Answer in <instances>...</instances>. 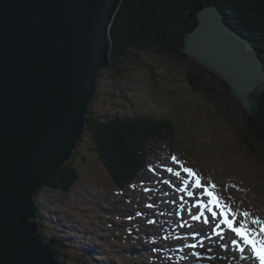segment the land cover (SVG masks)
Masks as SVG:
<instances>
[{
	"label": "water",
	"instance_id": "water-1",
	"mask_svg": "<svg viewBox=\"0 0 264 264\" xmlns=\"http://www.w3.org/2000/svg\"><path fill=\"white\" fill-rule=\"evenodd\" d=\"M122 2L0 0V264H65L34 198L85 132ZM175 47L224 80L264 135V61L217 6Z\"/></svg>",
	"mask_w": 264,
	"mask_h": 264
},
{
	"label": "rangeland",
	"instance_id": "rangeland-1",
	"mask_svg": "<svg viewBox=\"0 0 264 264\" xmlns=\"http://www.w3.org/2000/svg\"><path fill=\"white\" fill-rule=\"evenodd\" d=\"M140 58L148 66L138 64L137 60L123 61L126 67L123 74L112 69V65L102 71L97 79L100 82V95L95 97L91 110L103 115L118 112L166 114L176 128L175 135L178 139L177 142H156L152 159L176 154L177 171H167L173 183L184 187L183 181L190 179L189 183L192 185L194 178L183 172V167H190L201 177L203 183H214L218 197L234 210L249 212V220L252 217L264 220V138L233 94L227 92L226 87L218 80H214L213 85L220 93L212 97L194 88L187 76L191 68L199 72L206 82L211 81L210 75L203 72L198 62H183L175 55L153 52L143 53ZM153 74H156V80ZM77 147L74 150L76 156L83 154L87 157L85 162L78 158L81 176L73 187L81 188L82 196H70L68 199L62 197L50 209L52 213H49V209L45 211L46 207L42 205L43 215L50 225L47 228L48 236L65 240L75 238L78 245L99 250L92 262L91 259L86 260L82 252H78V248L71 250L73 257L75 255L81 258L69 263L141 264L129 252L133 241L127 242L130 230L128 227L123 228L126 223L125 215L118 216L106 211L111 208L116 209L117 214L119 211V206L115 205L116 199L112 196L117 189L111 182L106 166L90 154L86 140ZM176 172L180 173L179 177L175 175ZM227 188L236 197L233 201ZM175 190H169L166 207L179 210L189 202L196 214L195 203L198 196L195 194V197H188L186 192ZM188 190L197 191L194 185ZM104 195L110 196L107 200L113 202L110 207H107ZM127 195L134 199L139 195L144 199L148 198L141 192H130ZM72 205L76 207L74 211ZM131 206L137 209L136 204ZM188 217L193 218V215ZM211 227L213 225H208L205 230ZM70 229L74 231L69 233ZM39 232L43 235V231ZM233 238L228 229L224 228L222 236L213 233V240L210 239L207 243L214 244L218 248V254L227 260H234L236 264H254L250 257L247 261L241 258L247 256L248 251L243 254L236 251L231 244ZM224 244L228 245L227 251L221 247ZM145 246L147 241L143 245H136L134 250Z\"/></svg>",
	"mask_w": 264,
	"mask_h": 264
},
{
	"label": "trees",
	"instance_id": "trees-1",
	"mask_svg": "<svg viewBox=\"0 0 264 264\" xmlns=\"http://www.w3.org/2000/svg\"><path fill=\"white\" fill-rule=\"evenodd\" d=\"M207 4L217 6L225 14L226 22L234 26L240 34L250 39L253 48L264 61V0H123L111 27V68L123 74L126 72L123 61L134 62V60L146 67L148 66L147 63L140 57L147 52L175 55L183 62L195 63L194 59L175 46L176 43L184 44L186 36L198 27V13ZM201 68L203 72L210 75L211 81L206 82L199 72H195L191 68L188 70L187 76L189 83L194 88L212 97L220 93L213 85V81L218 80L226 87L227 92L232 93L224 80L207 71L202 65ZM153 77L156 80V74H153ZM97 95L100 94L97 93ZM239 106L250 117L254 127L264 138L257 124L244 107L240 103ZM175 133L176 128L166 114L118 112L113 115H103L91 110L85 132L79 139V147L86 140L90 154H93L106 166L115 188L118 191L126 192L136 186L137 181L144 175L147 166H150L151 158L155 155V148L153 147L155 143L161 140L177 142L176 139L178 138ZM78 158L87 161L86 155L76 156L74 152L70 160L43 182L37 194L44 193L49 188L69 193L81 176ZM227 191L231 201H233L236 197L229 188ZM43 211L39 214L41 222L45 223H42L45 233L49 220H46ZM109 213L117 214V210ZM127 214L128 212L124 209L118 211V216L125 215L124 229L133 224V222L127 221V217H131L132 220L134 213L129 216ZM138 226L142 227L135 222L132 233L135 244L132 243L129 250L134 259L140 260L141 264H157L159 262L166 264V260L159 258L157 252H154L150 246L147 249H143V247L134 250L136 245L139 246L142 240L148 238L147 235L143 234V232L146 233L145 231L140 232L145 237L139 236V231L142 228ZM112 229L114 228L111 227ZM72 231L74 229H70L68 232L71 233ZM43 238L49 240L47 235H44ZM52 240L56 242L53 247L54 252L58 255L59 260L65 264H76L74 262L69 263V261L76 259L78 261L81 258L75 255L73 257L71 254V250L77 248L78 252H82L83 257H86V260L91 259V262L99 253V250L96 249L87 248L85 251L83 246L77 244L75 238L65 240L52 237ZM129 241L131 240H127V242ZM186 255V253L183 254V256ZM190 260L194 261L195 256H191ZM183 264H187L185 259ZM199 264H216V262L207 256Z\"/></svg>",
	"mask_w": 264,
	"mask_h": 264
},
{
	"label": "snow or ice",
	"instance_id": "snow-or-ice-1",
	"mask_svg": "<svg viewBox=\"0 0 264 264\" xmlns=\"http://www.w3.org/2000/svg\"><path fill=\"white\" fill-rule=\"evenodd\" d=\"M172 160L177 161V158L173 156ZM167 171L171 173L173 169L168 168ZM183 172L194 178L192 185L201 197L197 198L195 203L199 215L193 214V219L200 221L203 218L204 224H212L211 231L216 236H222L223 229H228L234 237L231 244L235 250L241 254L248 251V255L242 256V259L247 261L250 257L254 264H264V220L255 217L249 220L251 216L249 212L241 213L234 210L218 197L215 191L217 186L214 183H203L201 177L192 168L183 167ZM175 175L179 177L180 173L176 172ZM164 183H170V181H164ZM183 184L184 187H178L176 190L181 193L186 192L188 197H195V193L188 190L192 186L189 181L184 180ZM181 199L183 200V196ZM148 207H152V205H148ZM149 223H154V221H149ZM218 229L220 231H217ZM221 247H224L226 251L228 249L227 244L221 245Z\"/></svg>",
	"mask_w": 264,
	"mask_h": 264
},
{
	"label": "bare ground",
	"instance_id": "bare-ground-1",
	"mask_svg": "<svg viewBox=\"0 0 264 264\" xmlns=\"http://www.w3.org/2000/svg\"><path fill=\"white\" fill-rule=\"evenodd\" d=\"M39 194V193H38ZM39 207H40V205H39ZM155 206H154V211H155ZM160 209L163 211V212H165L166 213V211H165V208L164 207H160ZM39 210V209H38ZM155 214H156V216L158 217L159 216V214L157 213V212H155ZM42 215V214H41ZM38 216H39V219H40V214H39V212H38ZM45 217V216H44ZM44 219V218H43ZM146 221H143L142 219H140V225L142 226V227H140V226H138L139 228H142L141 229V231L140 232H143V231H145L146 233H148V228H146L147 226H145V227H143L144 225V223H145ZM43 224H45L44 222H42ZM147 225L149 226L150 225V223H149V221H148V223H147ZM138 228V229H139ZM40 233V232H39ZM146 233H144L143 232V234H146ZM41 234V233H40ZM41 237H42V234L40 235ZM199 244L201 245V247L202 246H204L205 245V243H203L201 240H199ZM148 248V246H145L143 249H147ZM57 257H58V255H57Z\"/></svg>",
	"mask_w": 264,
	"mask_h": 264
}]
</instances>
